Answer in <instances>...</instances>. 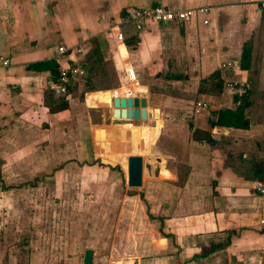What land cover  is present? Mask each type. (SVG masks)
<instances>
[{"label":"crops","instance_id":"0c3cea01","mask_svg":"<svg viewBox=\"0 0 264 264\" xmlns=\"http://www.w3.org/2000/svg\"><path fill=\"white\" fill-rule=\"evenodd\" d=\"M157 4L208 11L141 30L122 22L129 9ZM61 45L67 50L58 54ZM0 55L11 62L0 71V179L47 172L54 158L125 161L120 150L134 154L152 141L150 151L175 158L185 176L154 182L159 236L139 226L141 247L161 250L168 264H177V250L178 264H264V0H0ZM70 65L84 75L69 86L68 108L51 113L46 90ZM244 92L249 127L211 126L212 114L235 109L234 95ZM128 93L144 96L159 117L142 126L114 119L112 97ZM198 102L207 110L195 111ZM145 120L158 128L149 132ZM92 135L94 150L82 145Z\"/></svg>","mask_w":264,"mask_h":264},{"label":"rangeland","instance_id":"374dc122","mask_svg":"<svg viewBox=\"0 0 264 264\" xmlns=\"http://www.w3.org/2000/svg\"><path fill=\"white\" fill-rule=\"evenodd\" d=\"M179 117L188 122L187 113ZM130 121L142 126L141 119ZM145 121L143 126L149 132L158 128L154 121ZM91 137L88 143H81L94 150L96 135ZM150 146L152 141L134 154H157ZM117 154L125 161L105 162L99 154L78 159L44 157V162L51 164L52 160L55 165L47 172L25 174L20 180L14 174L15 180L8 182L2 177L0 264H84L87 249L94 250L91 264H168L161 250L142 248L137 237L139 226L148 231L152 227L159 236V224L152 220L155 214L150 207L155 198L153 184L159 178L144 173L141 187L127 186L126 157L130 153L124 155L120 150ZM182 166L176 168L179 180L185 176ZM144 191H149V203ZM9 246L13 249L7 253ZM178 253L177 264L180 259L185 262Z\"/></svg>","mask_w":264,"mask_h":264},{"label":"built area","instance_id":"2783aa9c","mask_svg":"<svg viewBox=\"0 0 264 264\" xmlns=\"http://www.w3.org/2000/svg\"><path fill=\"white\" fill-rule=\"evenodd\" d=\"M197 11L207 12V8L199 9H173L168 6L157 4L144 7H135L129 9L124 13L122 17V22L132 25L136 30H141L145 28L151 22L157 23H178L182 24L188 20L192 15ZM113 37L116 42L120 44L124 41L123 32L120 30L119 26L113 27ZM67 48L63 45L59 46L57 49L58 54L66 52ZM10 59L6 56L0 55V71L6 69L10 66ZM225 66V65H224ZM84 75V69L80 65H70V66H60L59 75L56 79V82L52 85L53 93L56 95H68V90L71 82L75 78L82 77ZM127 75L130 79H134L135 74L134 70L129 67L127 68ZM225 86L229 89H241L243 84H239L234 81H227ZM208 106L204 102H198L195 105V111H205ZM260 191H263L259 187Z\"/></svg>","mask_w":264,"mask_h":264},{"label":"water","instance_id":"95a60500","mask_svg":"<svg viewBox=\"0 0 264 264\" xmlns=\"http://www.w3.org/2000/svg\"><path fill=\"white\" fill-rule=\"evenodd\" d=\"M112 116L114 119L138 120L159 117L158 109H147L146 98L131 93L126 95L115 94L112 99ZM177 161L175 158H165L158 154L141 155L129 154L126 157L127 186L137 188L143 184L144 173L157 178L168 180L177 179ZM94 250L87 249L84 253V264H91Z\"/></svg>","mask_w":264,"mask_h":264},{"label":"trees","instance_id":"16d2710c","mask_svg":"<svg viewBox=\"0 0 264 264\" xmlns=\"http://www.w3.org/2000/svg\"><path fill=\"white\" fill-rule=\"evenodd\" d=\"M249 59L250 43L247 42L243 46L240 66L242 68H246L248 66ZM45 94V102L51 113H57L68 108L67 95H56L53 93L52 88L47 89ZM234 99L237 103L235 109L222 108L218 111H215L212 114L213 118H211L209 121L211 126H226L242 129H246L249 127V120L245 116V108L248 106L247 94L245 92L242 94H236L234 95ZM160 231L163 235H166L163 232L162 227L160 228Z\"/></svg>","mask_w":264,"mask_h":264}]
</instances>
